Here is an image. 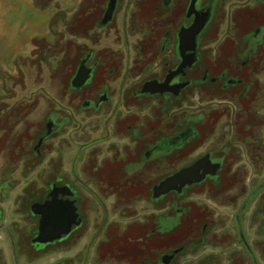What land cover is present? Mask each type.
I'll use <instances>...</instances> for the list:
<instances>
[{
    "label": "rangeland",
    "instance_id": "374dc122",
    "mask_svg": "<svg viewBox=\"0 0 264 264\" xmlns=\"http://www.w3.org/2000/svg\"><path fill=\"white\" fill-rule=\"evenodd\" d=\"M0 264H264V0H0Z\"/></svg>",
    "mask_w": 264,
    "mask_h": 264
},
{
    "label": "flooded vegetation",
    "instance_id": "af4514ba",
    "mask_svg": "<svg viewBox=\"0 0 264 264\" xmlns=\"http://www.w3.org/2000/svg\"><path fill=\"white\" fill-rule=\"evenodd\" d=\"M62 198H67V197H66V196H63ZM70 199L73 200V201L75 202V204L77 205V198L75 197V194H73V195L71 196ZM44 201H45V200H44ZM46 201H47V198H46ZM76 219H77V220H75V221L72 223V225H71L70 234L73 233V232H75V231H77V230L79 229L80 225L82 224V221H83V220L81 221V219H80L79 217H76ZM64 237H65V236H64ZM64 237H62V238H64ZM62 238L59 239V240H57V241H61Z\"/></svg>",
    "mask_w": 264,
    "mask_h": 264
},
{
    "label": "water",
    "instance_id": "95a60500",
    "mask_svg": "<svg viewBox=\"0 0 264 264\" xmlns=\"http://www.w3.org/2000/svg\"><path fill=\"white\" fill-rule=\"evenodd\" d=\"M53 218H54V216H52L51 214H49V219H46L47 221L45 222V224H44V221H43L42 226H41V229H40L42 233H44L43 232L44 230L46 232H48L50 229L52 230L54 228L53 227V223H54ZM70 229H71V227H69L68 230H66V231H70Z\"/></svg>",
    "mask_w": 264,
    "mask_h": 264
}]
</instances>
